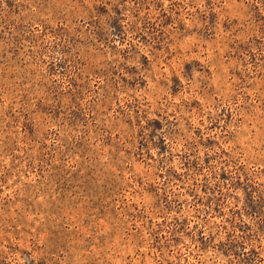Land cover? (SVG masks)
Masks as SVG:
<instances>
[{"label": "rangeland", "instance_id": "1", "mask_svg": "<svg viewBox=\"0 0 264 264\" xmlns=\"http://www.w3.org/2000/svg\"><path fill=\"white\" fill-rule=\"evenodd\" d=\"M0 264H264V0H0Z\"/></svg>", "mask_w": 264, "mask_h": 264}]
</instances>
